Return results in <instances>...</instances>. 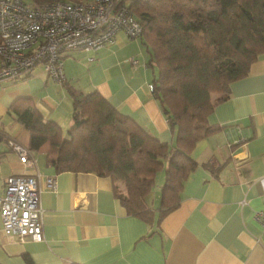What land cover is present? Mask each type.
<instances>
[{
	"label": "crops",
	"instance_id": "crops-1",
	"mask_svg": "<svg viewBox=\"0 0 264 264\" xmlns=\"http://www.w3.org/2000/svg\"><path fill=\"white\" fill-rule=\"evenodd\" d=\"M149 61L141 38L119 32L104 49L64 54L61 84L41 66L0 81V180L34 176L44 211L38 243L10 240L0 222V264H26L28 257L33 264H264V229L254 220L264 209V54L214 106L208 123L220 130L191 152L197 166L176 209L149 223L126 214L109 178L57 172L42 152H30L24 165L8 145L28 146V131L9 110L18 98L31 99L43 120L67 131L69 88L97 92L150 136L173 145L176 130L148 88L155 77ZM50 178L54 189L47 187ZM157 197L147 201L153 210Z\"/></svg>",
	"mask_w": 264,
	"mask_h": 264
},
{
	"label": "trees",
	"instance_id": "trees-1",
	"mask_svg": "<svg viewBox=\"0 0 264 264\" xmlns=\"http://www.w3.org/2000/svg\"><path fill=\"white\" fill-rule=\"evenodd\" d=\"M49 1L57 0L32 3ZM128 8L143 29L140 38L155 70L151 94L176 130L173 145L150 136L97 92L68 89L67 131L43 120L29 98L16 99L9 110L29 133V153H44L57 172L109 178L126 214L149 223L176 209L197 166L191 152L220 130L208 123L214 106L228 99L229 85L264 54V0H131ZM162 167L164 183L153 210L147 198ZM26 264H33L29 257Z\"/></svg>",
	"mask_w": 264,
	"mask_h": 264
},
{
	"label": "built area",
	"instance_id": "built-area-1",
	"mask_svg": "<svg viewBox=\"0 0 264 264\" xmlns=\"http://www.w3.org/2000/svg\"><path fill=\"white\" fill-rule=\"evenodd\" d=\"M131 0H57L33 4L24 0H0V81H14L36 66L57 84L65 81L63 55L96 52L114 43L119 32L139 39L143 29L128 8ZM132 64L136 61L130 59ZM150 92L152 84L148 86ZM20 163L29 152L10 140ZM47 187L55 188L53 179ZM40 190L31 175L0 180V222L10 240L38 243L42 240ZM264 229V209L254 215Z\"/></svg>",
	"mask_w": 264,
	"mask_h": 264
},
{
	"label": "rangeland",
	"instance_id": "rangeland-1",
	"mask_svg": "<svg viewBox=\"0 0 264 264\" xmlns=\"http://www.w3.org/2000/svg\"><path fill=\"white\" fill-rule=\"evenodd\" d=\"M24 1L28 2V3H32V0H24ZM159 178H161V179H159ZM163 183H164V168L162 167V169L156 175L155 186L153 187L151 194L148 196L147 201L154 198V196H156V194H157L158 197L155 199V202H156V205L157 204L159 205L160 190H161V186L163 185ZM118 186H119V188H122L121 187L122 185L121 186L118 185Z\"/></svg>",
	"mask_w": 264,
	"mask_h": 264
}]
</instances>
